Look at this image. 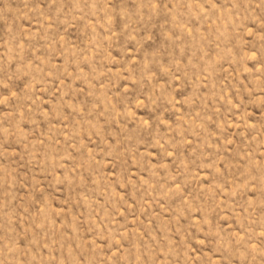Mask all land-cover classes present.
Wrapping results in <instances>:
<instances>
[{"label": "rangeland", "instance_id": "obj_1", "mask_svg": "<svg viewBox=\"0 0 264 264\" xmlns=\"http://www.w3.org/2000/svg\"><path fill=\"white\" fill-rule=\"evenodd\" d=\"M0 264H264V0H0Z\"/></svg>", "mask_w": 264, "mask_h": 264}]
</instances>
